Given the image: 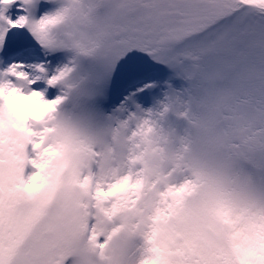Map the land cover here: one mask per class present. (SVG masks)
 I'll return each instance as SVG.
<instances>
[{
	"label": "snow or ice",
	"instance_id": "snow-or-ice-1",
	"mask_svg": "<svg viewBox=\"0 0 264 264\" xmlns=\"http://www.w3.org/2000/svg\"><path fill=\"white\" fill-rule=\"evenodd\" d=\"M0 264H264V0H0Z\"/></svg>",
	"mask_w": 264,
	"mask_h": 264
}]
</instances>
